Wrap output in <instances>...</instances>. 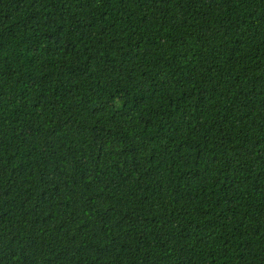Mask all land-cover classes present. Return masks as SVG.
<instances>
[{"label": "trees", "instance_id": "16d2710c", "mask_svg": "<svg viewBox=\"0 0 264 264\" xmlns=\"http://www.w3.org/2000/svg\"><path fill=\"white\" fill-rule=\"evenodd\" d=\"M0 264H264V0H0Z\"/></svg>", "mask_w": 264, "mask_h": 264}]
</instances>
